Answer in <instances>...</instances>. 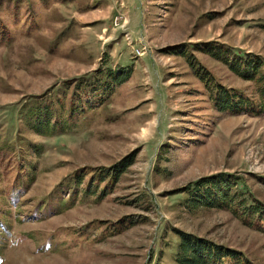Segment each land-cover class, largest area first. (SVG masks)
<instances>
[{
    "label": "rangeland",
    "instance_id": "1",
    "mask_svg": "<svg viewBox=\"0 0 264 264\" xmlns=\"http://www.w3.org/2000/svg\"><path fill=\"white\" fill-rule=\"evenodd\" d=\"M223 49L264 59V0H0V264H177L181 232L264 264V114L180 54L255 97Z\"/></svg>",
    "mask_w": 264,
    "mask_h": 264
},
{
    "label": "trees",
    "instance_id": "2",
    "mask_svg": "<svg viewBox=\"0 0 264 264\" xmlns=\"http://www.w3.org/2000/svg\"><path fill=\"white\" fill-rule=\"evenodd\" d=\"M184 57H187L190 67L194 74L204 83L209 91L210 99L214 107L221 112L230 114L247 113L250 115L264 114V59L248 53L244 56L231 55L228 50L223 49L215 53L216 56L231 70L235 75L244 80L253 81L256 84L255 97L244 94L235 88H227L221 83L214 80L212 74L201 65L193 56H187L185 51H181ZM35 111V110H34ZM37 111V110H36ZM35 111V112H36ZM37 113V112H36ZM34 112L30 113L28 120L34 122L33 130L42 134L50 129L49 120L42 121L40 116L32 118ZM41 120V121H40ZM127 164H123L126 166ZM121 169H115L110 173H102L101 179L110 174L117 176ZM207 188L203 192L205 199L200 200L207 205L216 204L218 206L228 203L232 196L229 194V184L222 181H204L198 183V187ZM86 192V191H85ZM104 191L101 193L100 196ZM192 205H199L198 198L192 199ZM66 204V203H65ZM249 208V207H248ZM251 213H255L258 207H251ZM179 245L177 250V264H248L243 258L242 253L224 248L202 238L194 237L187 233H179Z\"/></svg>",
    "mask_w": 264,
    "mask_h": 264
}]
</instances>
